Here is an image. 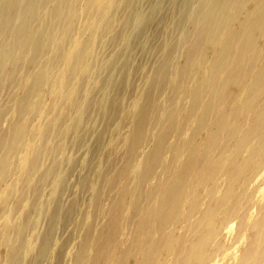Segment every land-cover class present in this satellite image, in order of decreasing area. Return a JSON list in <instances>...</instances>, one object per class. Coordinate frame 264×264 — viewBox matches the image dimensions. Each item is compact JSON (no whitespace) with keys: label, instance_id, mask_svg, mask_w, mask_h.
I'll return each instance as SVG.
<instances>
[{"label":"bare ground","instance_id":"1","mask_svg":"<svg viewBox=\"0 0 264 264\" xmlns=\"http://www.w3.org/2000/svg\"><path fill=\"white\" fill-rule=\"evenodd\" d=\"M194 4L198 10L183 20L184 38H177L176 63L170 64L168 47L151 50L137 94L128 95L141 108L123 119L125 148L102 153L108 173L101 174L102 187L90 206L96 211L93 221L85 222L86 230L99 228L95 239L85 233L94 254L88 257L83 248L70 264H264V0ZM44 5L43 0H0V77L4 83L20 80L23 95L13 102L17 117L24 102L38 98L44 79L31 66L36 52L58 49L50 30L73 6L71 0H52L51 10L37 22L35 14ZM18 19L21 26L15 28ZM167 28L175 41L180 28ZM74 62L67 75L92 68L87 60L81 59L82 66ZM83 80H76L66 106L47 109L50 124L35 135L40 139L35 163L19 176L30 174L29 180L17 179L5 197L15 201L0 225V245L24 239L21 210L28 205L35 213L40 200L32 176L43 160L62 153L54 138L78 104ZM6 94L0 85L2 180L17 168L18 153L11 152L17 134L30 128L29 119L11 122ZM160 108L163 116H158ZM135 166L141 171L131 179L128 172Z\"/></svg>","mask_w":264,"mask_h":264},{"label":"rangeland","instance_id":"2","mask_svg":"<svg viewBox=\"0 0 264 264\" xmlns=\"http://www.w3.org/2000/svg\"><path fill=\"white\" fill-rule=\"evenodd\" d=\"M43 1V9L35 14L37 22L42 21L52 7V0ZM181 1L71 0V10L58 27L50 30L56 36L53 46L58 49L43 48L36 52V65L31 66L37 67L34 69L36 77L44 79L37 91L38 98L24 102V112L19 117L13 102L18 95H23L18 87L20 80L4 83L0 77V85L7 88L4 100L11 113V122L29 119L30 127L17 134L18 142L11 148V152L18 153L16 170L4 179L5 182L0 173V225L7 222L9 206L15 201L13 197L5 199L11 187L17 179L24 183L29 180L30 174L19 176L30 171L35 163L40 141L35 135L37 132L43 134L50 124L47 109L54 107L53 111H57L66 106L76 80L79 76L84 78L78 104L62 121L61 132L54 138L62 153L43 160L44 166L32 176L31 183L38 186L33 189L34 196L40 198L37 211L34 213L28 205L23 207L20 217L24 219L20 223L25 227V237L20 242L0 245V264H70L83 248L89 250L88 257L93 256V246L85 233L89 232L95 239L99 228L94 224L86 230L85 222L87 219L93 221L96 211L90 206L102 187L101 174L108 173L102 153L125 148L120 141L123 119L129 111L136 113L141 108L128 95L137 94L139 73L148 71L145 62H149L151 50L158 52L164 45L171 52L170 64L178 60L180 43L177 38L179 41L184 38L186 27L183 20L198 10L195 0H186L184 6ZM168 24L180 28L176 42L168 36ZM20 26L18 19L14 27ZM13 30L9 29L10 35L15 33ZM13 57L20 59L18 55ZM71 59L81 66V59L82 62L87 60L92 68H77L67 75ZM23 63H30V59H24ZM163 115L160 108L158 116ZM51 168H56L53 175L49 174ZM139 171L140 167L135 166L129 169L128 175L134 179ZM7 248H13L12 253L9 254Z\"/></svg>","mask_w":264,"mask_h":264}]
</instances>
